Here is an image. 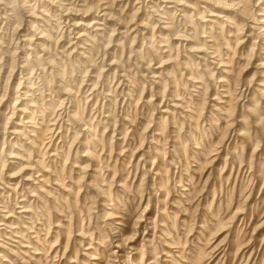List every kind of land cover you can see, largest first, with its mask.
I'll list each match as a JSON object with an SVG mask.
<instances>
[{"label": "rangeland", "instance_id": "374dc122", "mask_svg": "<svg viewBox=\"0 0 264 264\" xmlns=\"http://www.w3.org/2000/svg\"><path fill=\"white\" fill-rule=\"evenodd\" d=\"M163 1L0 0V264H264V0Z\"/></svg>", "mask_w": 264, "mask_h": 264}, {"label": "bare ground", "instance_id": "6f19581e", "mask_svg": "<svg viewBox=\"0 0 264 264\" xmlns=\"http://www.w3.org/2000/svg\"><path fill=\"white\" fill-rule=\"evenodd\" d=\"M57 1H59V0H57ZM151 1V0H150ZM173 1V0H172ZM18 2V1H17ZM40 2V1H39ZM46 2V1H45ZM162 2V1H161ZM163 2H167V3H169V2H171V0H165V1H163ZM37 3V2H36ZM35 3V4H36ZM49 3L51 4V5H53L54 6V3H56V0H49ZM58 3V2H57ZM17 4V3H16ZM60 4V3H59ZM65 4V3H64ZM38 5V4H37ZM56 5V4H55ZM155 5H157V4H155ZM60 6H62V4L61 5H59V7ZM164 6V5H163ZM167 6V5H166ZM50 7V6H49ZM58 7V6H57ZM57 8V9H59V10H61V11H63L62 13H60L61 14V16L62 15H64V16H67L69 13H70V9L69 8H67L66 10L65 9H62V7H60V8ZM161 7V6H160ZM36 8V7H35ZM66 8V7H65ZM72 8V7H71ZM163 10V9H162ZM54 11V10H53ZM42 12V11H41ZM69 12V13H68ZM64 13V14H63ZM44 14V13H43ZM70 15V14H69ZM49 16V15H48ZM58 16V15H57ZM104 16V15H103ZM60 17V16H59ZM62 20V19H61ZM44 21V20H43ZM264 22V21H263ZM77 24V23H76ZM95 24H103V23H99V21H96V20H93L92 22H91V28H92V26L93 25H95ZM75 25V24H74ZM75 26H79V25H75ZM88 26V25H87ZM35 27V26H34ZM33 27V28H34ZM90 27V26H89ZM95 27V26H94ZM35 29V28H34ZM63 29V28H62ZM166 29V28H165ZM32 30V29H31ZM92 30V29H91ZM96 30H98V29H96ZM72 31V30H71ZM71 33V32H70ZM86 34H85V32H81V33H79L78 34V36H76L75 38H77V41L78 40H80V38L82 37L83 38V36H85ZM86 37V36H85ZM28 40H29V38H28ZM28 42V41H27ZM29 43H30V41H29ZM31 44V43H30ZM73 44H76V42L75 43H72L71 41H70V45H69V48H71V46H73ZM26 46V45H25ZM78 46H80V44H78ZM30 48V47H29ZM76 48V47H75ZM75 48H74V52H75ZM79 48V47H78ZM73 53V52H72ZM21 84V83H20ZM19 89V88H18ZM18 101V100H17ZM16 102V101H15ZM15 104H17V102L15 103ZM14 104V105H15ZM67 109V108H66ZM69 109V108H68ZM65 111V110H64ZM69 111V110H68ZM68 115V114H67ZM58 116V115H57ZM69 120V119H68ZM27 122V121H26ZM24 129H26V128H24ZM18 133V132H17ZM51 137V136H50ZM24 210V209H23ZM27 210V209H26ZM25 211V210H24ZM28 211V210H27ZM4 224V223H3ZM8 226V225H7Z\"/></svg>", "mask_w": 264, "mask_h": 264}]
</instances>
